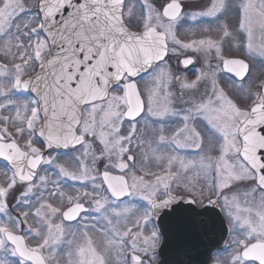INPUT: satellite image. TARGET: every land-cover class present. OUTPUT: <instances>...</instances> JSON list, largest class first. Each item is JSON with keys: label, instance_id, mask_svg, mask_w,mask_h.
<instances>
[{"label": "snow or ice", "instance_id": "6c2138e0", "mask_svg": "<svg viewBox=\"0 0 264 264\" xmlns=\"http://www.w3.org/2000/svg\"><path fill=\"white\" fill-rule=\"evenodd\" d=\"M257 64L264 0H0V264H264Z\"/></svg>", "mask_w": 264, "mask_h": 264}, {"label": "water", "instance_id": "95a60500", "mask_svg": "<svg viewBox=\"0 0 264 264\" xmlns=\"http://www.w3.org/2000/svg\"><path fill=\"white\" fill-rule=\"evenodd\" d=\"M226 237H227L226 234L223 236V238H221L220 235L217 234L213 237V243L219 242V246L221 247L224 244ZM207 243H208V241L205 240L204 244L207 245ZM200 250L203 251V248H201ZM196 254H197L196 251L193 249H185L183 251H175V246H173V250H171L168 254H166L165 257H161V260H164L166 258H176V259H180L183 261H187L190 257H195Z\"/></svg>", "mask_w": 264, "mask_h": 264}, {"label": "flooded vegetation", "instance_id": "af4514ba", "mask_svg": "<svg viewBox=\"0 0 264 264\" xmlns=\"http://www.w3.org/2000/svg\"><path fill=\"white\" fill-rule=\"evenodd\" d=\"M205 2H206V0H191V3L194 4V5H202ZM228 22L232 23V24H234L236 22V13L235 12H233L228 17ZM195 68H196V64L193 65V66H190L189 73H192L193 71H195ZM256 69L259 70V73H264V67H261L259 64H257L255 66V70ZM227 239L228 238L226 237L224 244L227 242ZM224 244L220 247L221 249H223Z\"/></svg>", "mask_w": 264, "mask_h": 264}, {"label": "rangeland", "instance_id": "374dc122", "mask_svg": "<svg viewBox=\"0 0 264 264\" xmlns=\"http://www.w3.org/2000/svg\"><path fill=\"white\" fill-rule=\"evenodd\" d=\"M200 67H201V65H200V63H199V61H198V62L196 63V68H195V70L198 69V68H200ZM194 72H195V71H193L192 73H189V79H193V78H194ZM256 72L259 73V70L256 69ZM233 95L235 96V95H238V94L235 93V92H233Z\"/></svg>", "mask_w": 264, "mask_h": 264}]
</instances>
